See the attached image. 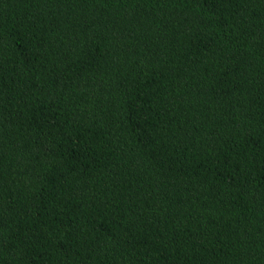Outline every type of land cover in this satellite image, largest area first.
Wrapping results in <instances>:
<instances>
[{"label": "trees", "instance_id": "obj_1", "mask_svg": "<svg viewBox=\"0 0 264 264\" xmlns=\"http://www.w3.org/2000/svg\"><path fill=\"white\" fill-rule=\"evenodd\" d=\"M0 264H264V0H0Z\"/></svg>", "mask_w": 264, "mask_h": 264}]
</instances>
